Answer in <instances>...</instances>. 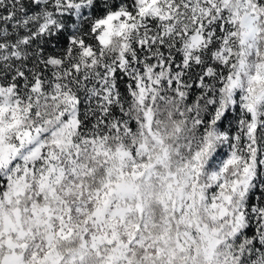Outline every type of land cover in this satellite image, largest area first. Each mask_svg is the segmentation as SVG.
<instances>
[{
	"label": "snow or ice",
	"instance_id": "6c2138e0",
	"mask_svg": "<svg viewBox=\"0 0 264 264\" xmlns=\"http://www.w3.org/2000/svg\"><path fill=\"white\" fill-rule=\"evenodd\" d=\"M0 264H264V0H0Z\"/></svg>",
	"mask_w": 264,
	"mask_h": 264
}]
</instances>
